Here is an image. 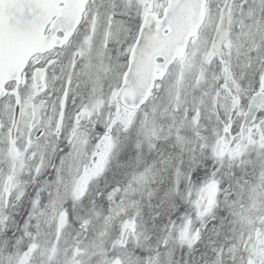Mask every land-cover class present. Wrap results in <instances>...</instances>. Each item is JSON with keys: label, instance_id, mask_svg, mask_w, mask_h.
Listing matches in <instances>:
<instances>
[{"label": "snow or ice", "instance_id": "6c2138e0", "mask_svg": "<svg viewBox=\"0 0 264 264\" xmlns=\"http://www.w3.org/2000/svg\"><path fill=\"white\" fill-rule=\"evenodd\" d=\"M0 264H264V0H0Z\"/></svg>", "mask_w": 264, "mask_h": 264}]
</instances>
